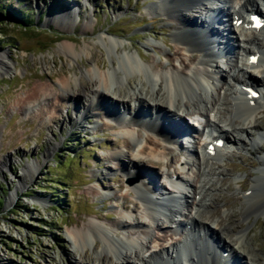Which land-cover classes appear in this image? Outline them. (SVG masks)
I'll use <instances>...</instances> for the list:
<instances>
[{"label":"rangeland","instance_id":"obj_1","mask_svg":"<svg viewBox=\"0 0 264 264\" xmlns=\"http://www.w3.org/2000/svg\"><path fill=\"white\" fill-rule=\"evenodd\" d=\"M153 2L156 0H0V52H6L15 66L13 71L0 72V199L4 202L0 212V264H72V256L78 251L69 231L82 228L89 219L110 224L123 213L117 201L126 193L117 179L123 178V172L107 156L114 147L124 148L126 153L128 149L120 142L113 145L124 138L121 124L110 121L107 113L94 115V111H88L93 93L87 92L79 102L74 98L65 100L59 113L51 98L31 103L30 109L24 108L23 103L33 99L35 83L44 82L56 89L63 76H81L96 62L109 67L112 56L97 43L102 34L122 41L130 52L139 51L152 67L160 69L163 62L185 71L191 64L189 54L177 55V42L171 36L169 22L147 10ZM71 9L74 13L64 20L54 19ZM67 41L77 49L92 45L93 54L70 59L59 50L60 44ZM220 64L229 76L228 64ZM261 76L259 82L264 74ZM239 78L245 79L241 74ZM82 80L88 88L93 86L88 77ZM230 82L236 88L237 84L231 79ZM132 86L136 88L134 81ZM121 89L129 91L126 87ZM261 100L258 123L264 132V95ZM129 108L133 109H126ZM252 134L257 137L255 131ZM161 150L167 152L163 144ZM263 155L264 138L253 147L246 137L237 152L211 161L217 171L209 176L213 183L211 196L216 200L211 208L219 210L216 219L225 217L226 210L234 226L247 227L250 223L249 238L259 253L257 264H264V216L243 218L247 206L243 192L250 189L254 177L261 176L264 181V174L257 170ZM38 162L40 166L31 177L28 169ZM110 163H114L115 169H108ZM140 165L151 169L155 182L168 180L162 175L167 167L149 160ZM174 168L176 165L171 170ZM94 170L101 174L93 180ZM103 185L111 189V196L95 201L93 191L96 187L105 188ZM134 213L141 215L140 211ZM179 217L177 214L174 218ZM169 223L164 230L169 229ZM151 230L162 234L155 227ZM136 231L142 234L141 229ZM231 233L226 236L229 244L235 239ZM87 250L89 256L96 257L93 247Z\"/></svg>","mask_w":264,"mask_h":264},{"label":"bare ground","instance_id":"obj_2","mask_svg":"<svg viewBox=\"0 0 264 264\" xmlns=\"http://www.w3.org/2000/svg\"><path fill=\"white\" fill-rule=\"evenodd\" d=\"M258 1L156 0L150 4L147 7L150 14H160V19L169 22L173 30L171 36L177 42V55L189 54L191 64L186 66L185 71H181L176 65L168 66L163 62L159 64V67L162 66L160 69L153 66L154 69L151 64L145 62L144 56L139 51L130 52L122 41L102 34L98 37L97 43L103 45L112 56L109 67L96 62L95 67L87 68L81 76L78 74L63 76L56 89H51L52 87L44 82L34 84V88H37L36 94L27 104L26 101L23 103L26 109H30L31 103L51 98L54 100L53 107L56 113H59L60 105L65 100L74 98L79 102L83 95L92 92L93 102L88 105V111H96L97 115L107 113L106 116L110 121L116 120L121 124L124 140H116L113 145H118L120 142L125 148L127 147L128 153L124 148L114 147L107 156L109 161L117 162L123 172V178L117 179L121 180L120 186L126 193H123V199L117 201L131 208L137 200L140 203V206H136L137 211L142 207L141 215L124 210L120 217L112 220L110 224L102 220L89 219L82 228L71 229L68 235L73 247L78 251L72 256V264H109L110 262H113L112 264H257L259 253L249 238L250 223L248 222L247 227L240 224L234 226L230 221L231 215L226 210L223 212L225 217L215 219L219 210L211 208L216 200L211 196L213 183L209 176L215 173L217 168L213 167L214 162L210 161L214 158H222L226 153L225 149L218 148L214 156H209L203 141L195 139L196 152L194 162L191 164V160H185L181 155L175 156L177 150L167 143L173 141V136H176L174 134L176 125H180L179 121H175V117L169 118L168 115H177L182 108L190 114L192 105L200 113L208 115L214 113L208 126L213 128L214 132L226 137L231 144L239 145L247 137L253 147L255 144L258 145V139L252 131L257 133L260 140L264 138L263 129L258 123V115L263 106L262 96L254 104L251 103L246 91L237 86L234 89L228 78L231 76L234 82L241 85L242 82L233 74L237 70L244 71L247 79H254L253 81L259 78L257 76L264 74V27L258 32L245 28L247 21L240 26L233 24L229 26L233 35L238 37L240 43L238 53L246 57L245 68L240 66L239 60L233 62L231 58H225L226 56L217 61V46L224 47V43L221 42L224 38L220 35L227 37L225 33L227 27L217 25L216 16L210 14V11L215 15L223 12L224 16L231 19L235 11L244 13L250 8L257 7ZM229 2L235 10L227 7ZM73 13L74 10L71 9L64 14L65 16L61 15L54 19L62 21ZM249 46L261 53L257 64H251L248 60V56L253 53ZM94 48L87 44L77 49L71 41L59 46L60 51L74 60L83 55L93 54ZM223 60L228 64L229 76L223 73L220 64ZM14 69V62L10 60L8 54L0 52V72L8 73ZM251 72L259 75L256 76L254 73L253 76ZM84 76L89 78L93 86L88 88L86 83L83 84ZM143 78L148 81V87L147 82L144 84ZM132 81L136 83V88H132L134 87ZM260 81L262 82L255 83L264 89V76ZM123 87L128 88L129 91L122 90ZM130 102H137L140 105L132 109L137 110V114H149L147 116L149 122L142 121L136 113L132 120L123 117L125 109L130 107ZM139 124L142 125L143 130H137ZM233 133L241 136H233ZM162 144L165 150H168L165 153L162 150L160 152ZM148 160L153 164L167 167L168 171H164L162 175L168 180L161 184L155 182L153 178L156 175L140 165ZM32 165L33 169L32 167L28 169L31 177L40 163ZM175 165H181L184 171L188 168L186 175L182 174L185 177L179 173V169L171 170ZM259 165L257 170L264 174V155L260 158ZM114 168V163L108 165V169ZM144 172H148L144 174L147 176L143 175ZM99 173L98 170H94V178ZM185 187L191 188L190 192L194 196L192 199L186 191L184 192ZM160 189H164L165 202H161L156 192ZM174 190L179 191L182 196H174L172 194ZM246 190L245 193L242 191L247 203L243 209V218L247 220L253 216H264L263 177L258 176L257 179L254 177L252 186ZM110 191L111 189L106 187H96L93 193L96 197L105 199L111 196ZM179 213L181 218L175 219L174 214L179 215ZM105 217L109 218L108 215ZM183 220L193 224L191 231L182 228L180 232L173 228V226L182 227ZM166 221L170 222L168 230H164ZM202 226H205L204 231ZM151 227L157 228L162 234H155V231L153 233ZM137 228L142 230V234L136 231ZM228 232L235 234L234 244L231 242L233 245H230L231 243L229 244L226 239ZM174 233L180 234L174 237ZM219 242L229 245L230 259L218 253ZM88 247H93L96 257L89 256ZM222 250L221 248L220 252Z\"/></svg>","mask_w":264,"mask_h":264},{"label":"trees","instance_id":"obj_3","mask_svg":"<svg viewBox=\"0 0 264 264\" xmlns=\"http://www.w3.org/2000/svg\"><path fill=\"white\" fill-rule=\"evenodd\" d=\"M17 13H20V12H17ZM4 204V202H3V199H0V212H1V210H2V205Z\"/></svg>","mask_w":264,"mask_h":264}]
</instances>
